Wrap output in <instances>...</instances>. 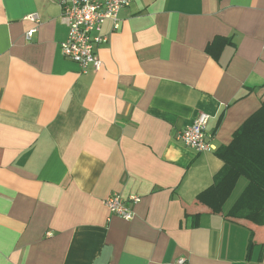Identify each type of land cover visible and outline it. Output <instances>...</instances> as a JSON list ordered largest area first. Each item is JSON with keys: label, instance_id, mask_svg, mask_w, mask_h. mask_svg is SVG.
I'll return each mask as SVG.
<instances>
[{"label": "crops", "instance_id": "1", "mask_svg": "<svg viewBox=\"0 0 264 264\" xmlns=\"http://www.w3.org/2000/svg\"><path fill=\"white\" fill-rule=\"evenodd\" d=\"M68 36L54 0H0V264H264V226L229 215L246 177L198 199L264 103V0H133L88 74ZM201 113L199 153L178 136Z\"/></svg>", "mask_w": 264, "mask_h": 264}, {"label": "built area", "instance_id": "2", "mask_svg": "<svg viewBox=\"0 0 264 264\" xmlns=\"http://www.w3.org/2000/svg\"><path fill=\"white\" fill-rule=\"evenodd\" d=\"M62 9V19L69 28V36L61 46L63 55L77 63L83 74L90 71L97 72L102 67V61L96 56V44L106 43V37L94 35L101 31L105 21L111 20L117 28L119 14L122 9L131 5L133 0H54ZM32 19L37 20L36 16ZM35 30L28 33L30 39ZM210 116L201 113L193 124L184 129L178 139L185 146L199 152H209L215 149L214 144L207 136L206 129ZM131 204L140 202L138 196L129 199ZM109 210L120 217L131 220L132 208L117 194L105 201ZM187 264L185 260L178 262Z\"/></svg>", "mask_w": 264, "mask_h": 264}, {"label": "trees", "instance_id": "3", "mask_svg": "<svg viewBox=\"0 0 264 264\" xmlns=\"http://www.w3.org/2000/svg\"><path fill=\"white\" fill-rule=\"evenodd\" d=\"M217 154L224 163L223 168L212 187L198 199L217 212L244 176L249 185L229 215L264 226V103L234 134L232 143L220 148Z\"/></svg>", "mask_w": 264, "mask_h": 264}, {"label": "rangeland", "instance_id": "4", "mask_svg": "<svg viewBox=\"0 0 264 264\" xmlns=\"http://www.w3.org/2000/svg\"><path fill=\"white\" fill-rule=\"evenodd\" d=\"M240 190V186L235 190V192H234V195H233V197L231 198V202H232V200H234L235 198H236V196L240 193V192H238ZM230 202V201H229Z\"/></svg>", "mask_w": 264, "mask_h": 264}]
</instances>
